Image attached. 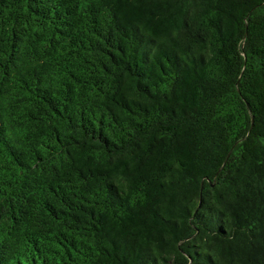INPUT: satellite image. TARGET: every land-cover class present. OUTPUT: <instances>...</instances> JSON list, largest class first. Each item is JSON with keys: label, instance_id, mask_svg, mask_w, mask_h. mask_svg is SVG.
<instances>
[{"label": "trees", "instance_id": "1", "mask_svg": "<svg viewBox=\"0 0 264 264\" xmlns=\"http://www.w3.org/2000/svg\"><path fill=\"white\" fill-rule=\"evenodd\" d=\"M0 264H264V0H0Z\"/></svg>", "mask_w": 264, "mask_h": 264}]
</instances>
